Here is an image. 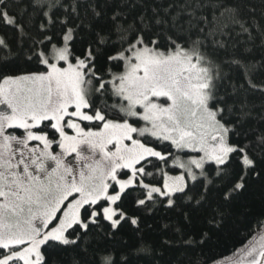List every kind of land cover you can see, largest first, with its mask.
<instances>
[{
  "label": "snow or ice",
  "instance_id": "1",
  "mask_svg": "<svg viewBox=\"0 0 264 264\" xmlns=\"http://www.w3.org/2000/svg\"><path fill=\"white\" fill-rule=\"evenodd\" d=\"M256 52L264 0H0V264H174L254 189L264 264Z\"/></svg>",
  "mask_w": 264,
  "mask_h": 264
},
{
  "label": "trees",
  "instance_id": "2",
  "mask_svg": "<svg viewBox=\"0 0 264 264\" xmlns=\"http://www.w3.org/2000/svg\"><path fill=\"white\" fill-rule=\"evenodd\" d=\"M242 39V38H241ZM264 53L256 52L259 58ZM233 75H236L233 73ZM242 82V81H241ZM259 101H257L258 103ZM248 207L251 209L250 214L240 217L235 224L230 226L225 232L216 234L214 239L218 242L206 247L203 252L197 251L193 254L189 251H176L173 253L174 264H191L196 259L209 261L215 260L218 264H232L236 258L237 251L247 244L253 237L258 236L261 229L259 228V219L261 212V194L258 190H253L244 198ZM242 211V209H238Z\"/></svg>",
  "mask_w": 264,
  "mask_h": 264
}]
</instances>
